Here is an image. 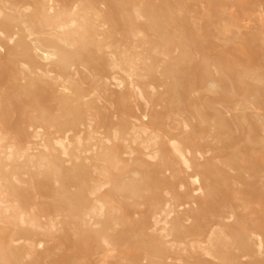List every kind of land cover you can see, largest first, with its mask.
Returning <instances> with one entry per match:
<instances>
[{"label":"rangeland","instance_id":"374dc122","mask_svg":"<svg viewBox=\"0 0 264 264\" xmlns=\"http://www.w3.org/2000/svg\"><path fill=\"white\" fill-rule=\"evenodd\" d=\"M0 264H264V0H0Z\"/></svg>","mask_w":264,"mask_h":264},{"label":"bare ground","instance_id":"6f19581e","mask_svg":"<svg viewBox=\"0 0 264 264\" xmlns=\"http://www.w3.org/2000/svg\"><path fill=\"white\" fill-rule=\"evenodd\" d=\"M43 17H44V20H45V21H48L49 19L55 17V16H54V12H53V10H51V9L47 10ZM136 19H137V17H136ZM209 87H213V85L210 84ZM248 233H249V232H248ZM252 237H253V236H252ZM253 238H254V237H253Z\"/></svg>","mask_w":264,"mask_h":264}]
</instances>
